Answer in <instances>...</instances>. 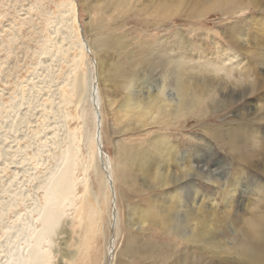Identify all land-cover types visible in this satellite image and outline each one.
<instances>
[{"label": "rangeland", "instance_id": "374dc122", "mask_svg": "<svg viewBox=\"0 0 264 264\" xmlns=\"http://www.w3.org/2000/svg\"><path fill=\"white\" fill-rule=\"evenodd\" d=\"M59 1L61 0H41L38 3L37 0H0V263L4 254L2 250L9 240L8 232L4 230L9 225L19 228L29 217L24 213L41 195V192L37 191V184L44 174L54 167L62 146L65 128L76 125L75 120L64 118L67 109L56 105L58 95L55 88L67 69L65 62L67 56L66 58L62 57L63 55L58 54V56L55 51L52 55L49 53L39 56L43 36L48 34L45 31L49 32L44 27V19L47 17L51 21V29L56 26L54 18L58 14L56 3ZM75 1L80 34L87 48L86 67L90 70L87 74L98 79L96 82L101 95L99 148L102 158H106L111 164L115 192L114 199L108 191L105 192L108 194L107 198L105 195L101 198L102 195L99 194L102 233L93 240L88 254L90 259L87 260L81 253L80 261L78 259L77 263L100 264L104 260L103 264H175L173 260L176 261L178 255L188 253L190 255L187 256L189 257L187 262L178 264H229V260L217 252L215 245L200 253L198 247H189L176 236L162 234L157 225L151 223L145 227L129 225L133 218L132 211L128 212L129 207L147 208L152 204V199L165 198V193L164 189L148 188L135 165L128 162L124 167L128 181H122L118 177L117 169L120 160L126 157L118 148L125 146L124 148L130 152L140 153L144 150V146H147L145 143L148 139L155 134L164 135L178 146V150L192 152L197 145H209L210 151L202 149L200 152L202 164L213 163L211 167L213 169L215 166H220L215 163L221 160L224 174L227 173L228 176L239 167H244L247 180L252 185L257 183L264 187V157H254L249 164L242 162L236 157L237 155L229 152L222 138L208 131L218 127L223 135V129L233 126L240 120L236 115L238 111L244 113L243 121L246 119L252 122L251 126L257 128L264 141V115H261L260 110L254 112L253 107L246 110L242 106L243 104L253 106L260 96L253 94L240 99L234 98L233 104L224 108L222 106L212 112L207 103L203 102L195 111V114L199 113L198 116L190 115L189 119L185 120L182 114L171 120L173 124L166 120L165 123L149 125L145 129L121 131L120 124L115 120V114L126 93L123 79L110 75L108 71L99 73L98 63L99 59L104 58L107 67H118L119 64L125 67L129 61L137 64L140 73L143 70L142 72L146 74L141 75V82L139 81L136 87V91L141 92L142 95H146L149 90L155 91L165 69L166 59L153 54L154 51L151 49L153 46L160 48L164 45L168 49H173L169 55L184 51L188 56H195L192 57L194 60L198 56H202L203 60L215 59L217 66L222 65V68L224 66L229 70L231 78L244 77L241 69L246 65H251L250 72L253 77L264 78V66L257 62V57L250 59L248 55V57L241 56V64L234 66L229 61L221 64L220 59L215 56L216 51L222 55L223 50L229 52L235 50L240 53L238 44L245 46L244 48L250 46L249 49L252 50L260 44V46L264 45V32H261L264 28L256 23L260 19V21L264 20V10H262L264 0H257L259 4L254 7L251 0H125L119 8H114L111 4L108 6L110 0ZM29 6L32 10H28ZM100 23H104L105 26H100L103 25ZM97 25L101 28H95ZM236 30L241 33L237 34ZM229 31L239 38L237 44L236 41L234 43ZM226 33L230 34L229 37ZM96 35L101 38L123 36L126 45L120 49L119 55L105 48L95 53L91 45ZM59 37L58 35L56 38L59 40ZM179 39L180 43H178ZM254 41L260 42L259 45ZM146 54L149 55L144 58ZM223 71L214 73V76L213 73L203 74L210 79H216L222 76ZM195 74L201 76V73ZM103 75H109L107 78L113 79L112 83L115 82L113 89L111 88L113 92L110 87L102 84ZM168 79L165 81L169 84ZM218 80L223 81L220 78ZM134 87L133 85V89ZM48 97L50 100L47 103L45 101ZM262 97L264 99V96ZM196 117L201 119L197 120ZM52 126L55 128V135L49 138ZM99 168L102 174H105L104 166L100 164ZM92 179L94 187L98 189L96 178L93 176ZM197 186L204 196L208 195L213 199V203L210 200L206 202L212 203L216 212L221 214L224 208L216 188L209 182H197ZM253 194L256 193H250V189H247L242 198L236 196L237 201L241 200V203L238 206L234 203L233 206L241 207ZM111 200L116 204V213L113 214L115 212L113 208L112 215ZM68 219V223L63 222L61 229L69 232L72 240L69 243H75L76 238L82 235L79 233L82 231V226L73 219V215ZM215 228L217 229V226ZM12 232L11 230L9 234ZM61 235L65 236L66 233ZM61 235L59 234L58 237ZM134 235L138 238V244L157 242L164 246L166 243L164 247L170 249V255L166 259L144 258L135 256V253L124 252L127 237ZM62 240L63 238L55 239L53 244L52 252L56 264L60 259Z\"/></svg>", "mask_w": 264, "mask_h": 264}, {"label": "bare ground", "instance_id": "6f19581e", "mask_svg": "<svg viewBox=\"0 0 264 264\" xmlns=\"http://www.w3.org/2000/svg\"><path fill=\"white\" fill-rule=\"evenodd\" d=\"M111 1L107 4L108 6L111 4L114 8L121 7L125 2V0ZM251 1L253 7L259 4L257 0ZM37 2L39 3L41 0H37ZM56 8L58 14L54 18L56 21L54 28H50L51 21L47 17L44 19V27L49 32L43 29L48 34L43 36L39 56L49 53L52 55L55 52L56 55H63L64 58L67 56V60H65L67 69L63 72L62 80L55 88L58 95L56 105L57 107H65L67 112L64 113V118L75 120L76 125L72 128H65L56 163L37 184V191L41 192V195L38 196L36 203H33L24 213L25 216L29 217L19 228L15 225H9L4 230V232H8L9 240L6 241L2 250L4 254L1 256L2 262L0 264H56L52 252L53 244L55 239L61 238H63V242L60 247L58 264H78L77 261L78 259L80 261L81 253L87 260L90 259L88 254L93 240L99 233H102L99 194L101 193V198H103L104 195L105 197L108 195L105 193L108 191L112 198L115 196L111 164L106 158H102L99 148L101 95L96 82L98 79H94V77L92 78L87 74V72H90L86 67L87 48L80 34L76 1L61 0L56 3ZM28 10H32V7L29 6ZM260 20L256 23L264 28V20ZM100 24H103L100 26H105L104 23ZM100 26L97 25L95 28H101ZM236 31L237 34L241 33L239 30ZM261 32L263 33L264 30ZM230 34L234 39V43L236 41L237 44L239 38L231 32ZM58 35L60 36L59 40L56 38ZM180 39L178 43L181 42ZM125 41L126 39L119 35L112 38L107 36L101 38V36L96 35L93 38L91 48L95 53H98L99 49L105 48L106 50L115 51L119 55L120 49L126 45ZM254 42L258 43L257 41ZM260 45L252 50L249 49L250 46L244 48L245 46L238 44L240 53L235 50L230 52L223 50L224 55H222L224 57L219 54V51H216L215 56L220 59L221 64L229 61L230 64L238 66L241 64L240 57L248 55L250 59L257 57V62L264 66V56L260 55V49H264L262 47L264 45ZM151 49L154 51L153 54L165 58L166 62H164L165 69L162 72V79L156 85L155 91L149 90L146 95L136 91L141 75H146L142 72L143 70L140 73L137 64L136 66L135 63L129 61L125 67L120 64L118 67H107V61L104 58L99 59V73L103 74L104 71H108L110 75L123 79L126 93L115 114V120L120 124L121 131L145 129L149 125L165 123L166 120L171 122L172 119L182 116V114L185 120L189 119L188 116L190 115L198 116L199 113L195 114V111L199 108L198 105L203 102H206L211 108L210 112L222 106L224 108L233 104L234 98H237V82L247 78L246 76L231 78L229 70H226L224 66L222 68V65L217 66L215 59L206 60L204 58L203 60L202 56H198L194 60L192 57L195 56H188L184 51L169 55V52L173 49H168L164 45L160 48L153 46ZM226 53L228 54L226 55ZM148 55L146 54L144 58H147ZM250 66L246 65L244 67L248 68L249 75L253 77ZM220 71L224 73L218 78L223 81L218 80V78L210 79L203 74L213 73L214 76V73L218 74ZM114 73L115 75H113ZM195 73H201V76ZM107 76L109 75L101 77L102 84L110 87L109 89L112 91L115 82L112 83L113 79L110 80ZM253 78L257 80L264 79L261 77V79L258 77ZM167 79L169 84L165 81ZM133 85L135 86L134 89ZM243 97L246 96H240L239 99ZM49 100L50 97L45 102L48 103ZM108 101L112 100L108 99ZM85 103L88 105L86 106ZM262 104H264V99L260 96L253 106L248 104L242 106L246 110L253 107V111L257 112ZM246 114H248V111ZM236 115L240 120L233 126L223 129V135L218 127L208 131L222 138L228 150H230L229 152L237 155L236 157L240 161L249 164L254 157H264L263 136L261 137L257 128L251 126V121L246 119L243 121V112L237 111ZM196 118L197 120L201 119V117ZM51 128L49 138H53L55 135V128L52 126L50 130ZM145 144L147 146H144V150L140 153L130 152L124 148L125 146L118 148L120 149L119 152L125 153L124 157H126L119 162L118 177L127 182L128 176L124 172L125 163L134 164L138 174L145 182L144 184L151 189H164L165 198L156 197L152 199V204L147 208L128 206V212L132 211L131 215L133 217L132 222L129 223L131 226L145 227L149 223L157 225L162 234L176 236L186 242L189 247H198L197 249L201 253L204 249L216 245L217 229L215 227L224 211L222 210L221 214L216 212L215 206L211 205L213 199H210L211 197L208 195H203L197 186V182H209L216 188L221 197L224 210L232 207L234 203H237L236 206H238L241 200L237 201L236 196L242 198L247 189H250V193L264 191L262 185L257 183L252 185L247 180L244 167H239L237 171H232L233 173L228 176L227 173L224 174V166H222L221 160L219 163H215L220 166H215L213 169L211 168L213 163L211 165L202 164L203 160L200 157V152H202V149L210 151L209 145H197L192 152L178 150L176 144L161 134L153 135ZM181 158H183V162H181ZM194 163L200 165L203 171L188 175L185 169L192 167ZM100 164L104 166L105 174H102L99 168ZM93 176L96 178L98 189L94 187ZM158 176L163 179L158 180ZM209 200L212 201L211 204L206 202ZM110 205L112 215L114 209L113 214L116 213V204L111 200ZM70 215H73V219L82 226V231L79 232L82 235L76 238L75 243H69L72 241L69 232L61 229L63 222L68 223L67 219ZM18 218L21 219V217ZM11 230L13 232L9 234ZM63 233H66V235L62 236ZM59 234L61 237H58ZM127 238L124 248L126 253H135V256L144 258L162 259H166L170 255V249L164 247L166 243L164 246H161L163 244L159 245L157 242L138 244L137 236ZM105 253L104 251V257ZM189 255L188 253L178 255V259L173 260V262L175 264L187 262L189 259L187 256ZM102 261L100 264H103Z\"/></svg>", "mask_w": 264, "mask_h": 264}, {"label": "clouds", "instance_id": "9594fccd", "mask_svg": "<svg viewBox=\"0 0 264 264\" xmlns=\"http://www.w3.org/2000/svg\"><path fill=\"white\" fill-rule=\"evenodd\" d=\"M217 252L229 264H264V191L241 207H229L217 225Z\"/></svg>", "mask_w": 264, "mask_h": 264}, {"label": "snow or ice", "instance_id": "6c2138e0", "mask_svg": "<svg viewBox=\"0 0 264 264\" xmlns=\"http://www.w3.org/2000/svg\"><path fill=\"white\" fill-rule=\"evenodd\" d=\"M262 10H264V7H262ZM260 55L264 56V49H260ZM241 73L247 78L237 82V98L240 96H249L253 94L257 96H264V79L257 80L253 78L251 75H249V70L247 67L242 68ZM260 111L261 115H264V104L261 105ZM181 162H183V158H181ZM200 171H203L202 167L195 163L192 165V167L185 169V172L188 175H194ZM157 179L162 180L163 178L158 176Z\"/></svg>", "mask_w": 264, "mask_h": 264}]
</instances>
